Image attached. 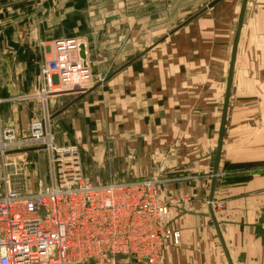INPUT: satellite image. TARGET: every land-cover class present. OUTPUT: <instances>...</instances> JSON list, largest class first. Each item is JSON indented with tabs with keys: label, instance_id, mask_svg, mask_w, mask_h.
Returning <instances> with one entry per match:
<instances>
[{
	"label": "crops",
	"instance_id": "crops-1",
	"mask_svg": "<svg viewBox=\"0 0 264 264\" xmlns=\"http://www.w3.org/2000/svg\"><path fill=\"white\" fill-rule=\"evenodd\" d=\"M212 1L0 0V124L27 135L47 105L86 170L167 178L182 240L166 264H264V0L247 1L233 69L244 0ZM76 35L93 84L45 101L52 38Z\"/></svg>",
	"mask_w": 264,
	"mask_h": 264
},
{
	"label": "built area",
	"instance_id": "built-area-1",
	"mask_svg": "<svg viewBox=\"0 0 264 264\" xmlns=\"http://www.w3.org/2000/svg\"><path fill=\"white\" fill-rule=\"evenodd\" d=\"M82 42L77 36L55 39V57L41 68L38 94L45 101L52 93L90 89L92 66L80 53ZM30 147H43L49 157L50 182L36 192L14 187L8 166L9 158L23 160ZM168 181L91 179L79 147L57 144L47 105L27 135L0 124V264H119L121 255L138 264H166L164 251L182 240L173 224L174 198H163Z\"/></svg>",
	"mask_w": 264,
	"mask_h": 264
},
{
	"label": "rangeland",
	"instance_id": "rangeland-1",
	"mask_svg": "<svg viewBox=\"0 0 264 264\" xmlns=\"http://www.w3.org/2000/svg\"><path fill=\"white\" fill-rule=\"evenodd\" d=\"M76 36L78 37L80 35H76ZM56 38L57 37L52 38L53 45ZM93 79H94V72H93ZM92 84H93V80L90 83V85ZM54 126L55 124L53 123V129ZM53 131L55 132L56 130ZM54 134L55 135L57 134V136L58 134L62 135L60 129H58V132H55ZM55 140H56V136H55ZM81 157L83 158V155H81ZM11 158L12 159L10 158L8 159V166H9V170L11 171V181L14 187L21 190L26 189L29 192H36L40 190L42 186L49 184L50 168H49V157L46 150L44 149H40L36 151L31 150L30 152L25 153L23 160H20L18 155H14ZM83 170L85 174L93 180L103 179L105 177L101 170L99 171L97 170L96 172L94 168H90L89 170H86L84 166H83ZM105 178H107V180H122L120 178H115L113 176H108ZM119 264H135V259L134 258L132 259L130 256L127 255H121L119 258Z\"/></svg>",
	"mask_w": 264,
	"mask_h": 264
},
{
	"label": "water",
	"instance_id": "water-1",
	"mask_svg": "<svg viewBox=\"0 0 264 264\" xmlns=\"http://www.w3.org/2000/svg\"><path fill=\"white\" fill-rule=\"evenodd\" d=\"M219 0H213L209 5L212 6L214 3H216ZM247 1L248 0H244L243 1V6H242V10H241V14H240V18H239V23H238V29H237V36H236V42H235V50H234V56H233V60H232V69L234 67L235 64V54H236V48H237V44H238V40H239V36H240V32H241V27L243 24V18H244V14H245V8L247 5ZM81 55L83 57H87V52H86V44L84 42L81 43ZM230 88H231V80L229 82V88H228V96H229V92H230ZM227 107H228V99L225 105V111H224V116H223V121H222V126H221V134H220V140H219V147H218V152H217V160H216V167H215V173H214V183L212 186V194L209 200L210 203V211H211V215L212 218L215 222V224L217 225V228H219L218 223H217V219L215 216V212L213 209V201H214V190H215V184H216V178H217V172H218V166H219V158H220V153H221V145H222V140H223V133H224V128H225V119H226V113H227ZM43 147H41L42 149ZM35 147H30L27 148L26 150H35Z\"/></svg>",
	"mask_w": 264,
	"mask_h": 264
}]
</instances>
